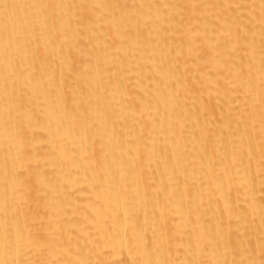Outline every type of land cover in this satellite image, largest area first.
I'll return each mask as SVG.
<instances>
[{"label":"bare ground","instance_id":"bare-ground-1","mask_svg":"<svg viewBox=\"0 0 264 264\" xmlns=\"http://www.w3.org/2000/svg\"><path fill=\"white\" fill-rule=\"evenodd\" d=\"M0 264H264V0H0Z\"/></svg>","mask_w":264,"mask_h":264}]
</instances>
